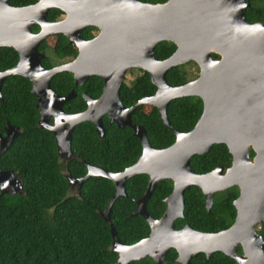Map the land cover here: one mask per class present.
Instances as JSON below:
<instances>
[{
	"label": "water",
	"instance_id": "95a60500",
	"mask_svg": "<svg viewBox=\"0 0 264 264\" xmlns=\"http://www.w3.org/2000/svg\"><path fill=\"white\" fill-rule=\"evenodd\" d=\"M250 6L245 0H167L156 4L138 0H37L29 6L14 7L8 0H0V48H11L18 54L17 64L0 72V100L8 76H21L31 83L39 112L37 124L52 133L58 159L65 166L76 159L71 149L72 135L81 123H91L103 140L104 116L120 129L131 128L141 143L137 161L119 173L84 161L87 172L82 178L64 172L67 192L74 196L88 178H105L113 183L114 195L99 214L109 225L115 200L126 196V181L136 175L148 176L145 193L136 201L132 215L147 222L149 235L125 245L110 226L116 264L146 258L164 264L170 249L177 258L165 264H190L199 253L208 258L215 252L236 264H264V240L256 230L264 223V23L246 20L244 10ZM52 9L60 10L63 16L49 21L47 14ZM35 25L39 27L37 33L32 31ZM86 27L96 28L98 34L83 39L81 32ZM59 34L76 47L77 55L45 69L39 45ZM162 42L174 44L175 51L167 59L158 60L154 52ZM189 62L197 65V78L180 86L168 85V72ZM131 70L149 74L156 91L126 108L120 90ZM59 73L71 74L76 87L97 76L103 80L102 93L97 99L83 93L86 109L66 113L64 104L77 94L71 90L60 96L53 91L51 80ZM187 97L199 98L202 112L192 130L182 133L169 125L167 107L171 101ZM142 105L158 110L163 125L175 135L172 145L154 148L144 127L132 123V113ZM20 134L18 126L7 122L0 134V157ZM215 144L227 147L231 166L194 173L191 158L207 153ZM250 151L254 153L252 158ZM163 180L172 182V191L164 200V213L154 219L146 203ZM191 186L201 190L206 211L211 209L216 193L237 187L233 223L217 233L199 232L188 224L175 229V221L184 218V195ZM22 193L23 184L17 174L0 168V194Z\"/></svg>",
	"mask_w": 264,
	"mask_h": 264
},
{
	"label": "trees",
	"instance_id": "16d2710c",
	"mask_svg": "<svg viewBox=\"0 0 264 264\" xmlns=\"http://www.w3.org/2000/svg\"><path fill=\"white\" fill-rule=\"evenodd\" d=\"M37 0H8L14 7L32 5ZM144 3H164L167 0H138ZM250 7L244 10L248 22H264V0H245ZM63 13L52 9L48 12L49 21L58 20ZM97 29L86 27L82 30L83 39H91ZM38 32L39 27L33 26ZM175 51L174 44L162 42L155 48V57L165 60ZM44 55L42 66H54L51 56L58 59L73 58L77 55L74 45H69L63 35L47 37L39 46ZM51 55V56H50ZM214 58L217 56L214 55ZM18 55L11 48H0V72L16 65ZM174 67L166 75L170 86H180L187 82L185 67ZM133 80H126L120 90V99L126 108L137 101L152 96L156 88L146 72L137 70ZM128 74L133 75V70ZM51 87L57 94L66 96L71 90L76 97L64 104L69 113H80L86 109L82 98L85 93L97 99L103 88V80L90 77L85 84L76 87L73 76L59 73L51 80ZM31 83L21 76H8L1 88L0 134L4 133L7 122L21 129L9 150L0 157V168L14 171L21 179L23 193L0 194V264H116L117 255L111 252L112 237L110 226L117 238L125 245H132L149 235V226L141 216H133L136 201L139 200L148 184L147 175H136L125 183L126 196L115 200L110 213V225L101 217L114 195L113 183L105 178H88L77 196L67 192L64 172L72 178L80 179L87 170L84 162L119 173L139 158L142 148L138 138L129 127L122 129L110 124L103 117L105 138L101 140L89 122L77 125L73 131L71 149L76 157L67 166L58 159L55 140L51 132L38 126L39 112L36 97L31 92ZM202 112V102L196 97L178 98L167 107L169 125L179 132L192 130ZM132 123L144 127L150 144L156 149H164L173 144L175 135L165 127L158 110L149 105L136 108L131 115ZM254 153L250 152V157ZM231 155L224 144H215L203 155H195L190 160L191 170L205 174L216 167L228 168ZM172 191V182L158 183L148 199L146 208L149 215L158 219L165 210L164 200ZM238 197L237 188L225 192L219 201L214 199L210 211L204 208L201 190L191 186L185 191L184 218L175 221L176 229L189 224L199 232L217 233L228 228L234 221L233 201ZM264 240V223L256 226ZM241 253V248H236ZM177 257L171 249L164 263H173ZM132 264H154L146 258ZM190 264H236L234 260L220 252L208 258L199 253L191 258Z\"/></svg>",
	"mask_w": 264,
	"mask_h": 264
},
{
	"label": "rangeland",
	"instance_id": "374dc122",
	"mask_svg": "<svg viewBox=\"0 0 264 264\" xmlns=\"http://www.w3.org/2000/svg\"><path fill=\"white\" fill-rule=\"evenodd\" d=\"M51 59H52V62L54 65H59V64H62V63L69 61L71 58L58 59L56 57L51 56ZM185 71H186V80L187 81H191V80L196 79L198 76V73H199V69L195 63L194 64L191 63V64L187 65L185 67ZM137 72H138L137 70H133V75L127 74L125 81L126 80H133L135 75H137ZM215 196H216L215 200L219 201L223 198L224 193H217Z\"/></svg>",
	"mask_w": 264,
	"mask_h": 264
},
{
	"label": "flooded vegetation",
	"instance_id": "af4514ba",
	"mask_svg": "<svg viewBox=\"0 0 264 264\" xmlns=\"http://www.w3.org/2000/svg\"><path fill=\"white\" fill-rule=\"evenodd\" d=\"M60 18H61V17H60ZM60 18H59V19H60ZM254 23H255V22H254ZM263 23H264V22H263ZM32 31H33V28H32ZM33 32H34V31H33ZM34 33H37V32H34ZM97 34H98V31L96 30V31L93 33V35L96 36ZM94 36H93V37H94ZM93 37H92V38H93ZM88 40H89V39H88ZM39 46H40V45H39ZM38 51H39V48H38ZM15 52H16V51H15ZM41 54H42V53H41ZM17 55H18V54H17ZM42 55H43V54H42ZM43 56H44V55H43ZM43 59H44V58H43ZM71 59H72V58H71ZM71 59H70V60H71ZM70 60H69V61H70ZM17 62H18V61H17ZM67 62H68V61H67ZM41 63H42V62H41ZM65 63H66V62H65ZM189 63H193V62H189ZM16 64H17V63H16ZM62 64H63V63H62ZM187 64H188V63H187ZM193 64H194V63H193ZM59 65H60V64H59ZM54 66H57V65H54ZM52 67H53V66H52ZM52 67H51V68H52ZM43 68H44V67H43ZM49 69H50V68H49ZM198 74H199V73H198ZM78 87H79V86H78ZM51 88H52V87H51ZM53 91H54V90H53ZM84 94H85V93H84ZM58 95H59V94H58ZM60 96H61V95H60ZM82 98H83V97H82ZM65 104H66V103H65ZM63 110H64V109H63ZM65 112H66V111H65ZM82 112H83V111H82ZM66 113H69V112H66ZM70 114H76V113H70ZM250 152H251V151H250ZM249 156H250V153H249ZM252 157H253V156H252ZM252 157H250V158H252ZM230 166H231V164H230ZM230 166H229V167H230ZM219 167H221V166H219ZM229 167H228V168H229ZM216 168H217V167H216ZM214 169H215V168H214ZM214 169H213V170H214ZM225 169H227V168H225ZM232 188H234V187H232ZM235 188H237V187H235ZM230 189H231V188H230ZM227 190H229V189H227ZM227 190H226V191H223V192H221V193H224V194H225V192H227ZM237 190H238V188H237ZM216 194H217V193H216ZM216 194H215V195H216ZM238 194H239V190H238ZM215 197H216V196H214V199H215ZM164 203H165V202H164ZM146 204H147V203H146ZM204 204H205V203H204ZM204 208H205V207H204ZM209 211H210V210H209ZM185 225H186V224H185ZM185 225H184V226H185ZM188 225H189V224H188ZM184 226H183V227H184ZM174 227H175V223H174ZM183 227H182V228H183ZM175 229H176V227H175ZM179 229H181V228H179ZM196 231H197V230H196ZM170 250H171V249H170ZM168 251H169V250H168ZM237 254L241 255V253H237ZM176 258H177V257H176ZM175 261H176V260H175ZM173 263H174V262H173ZM164 264H165V263H164Z\"/></svg>",
	"mask_w": 264,
	"mask_h": 264
}]
</instances>
